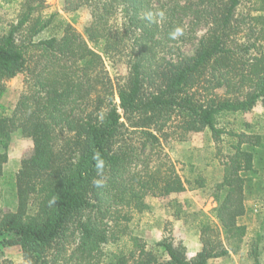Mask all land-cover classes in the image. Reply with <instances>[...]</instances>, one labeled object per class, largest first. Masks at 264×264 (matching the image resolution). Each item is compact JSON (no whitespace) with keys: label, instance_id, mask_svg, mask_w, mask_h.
I'll use <instances>...</instances> for the list:
<instances>
[{"label":"trees","instance_id":"16d2710c","mask_svg":"<svg viewBox=\"0 0 264 264\" xmlns=\"http://www.w3.org/2000/svg\"><path fill=\"white\" fill-rule=\"evenodd\" d=\"M82 7L90 12L83 34L58 18L60 36L34 41L53 14L20 38L29 6L0 36V96L6 80L24 75L11 114H0V142L20 128L33 146L15 174V210L0 215L2 246L19 247L24 264H206L228 254L208 237V221L190 258L166 237L159 255L138 236L125 250L113 229L149 209L147 196L205 186L199 173L180 175L161 140L169 130L182 138L207 129L215 141L231 138L209 212L228 245L245 234L238 219L264 134L218 118L264 108V0L63 1L65 12ZM195 40L192 54L179 51ZM106 60L122 62L125 77L114 83ZM6 159L0 152V175ZM0 264L16 263L0 251Z\"/></svg>","mask_w":264,"mask_h":264},{"label":"rangeland","instance_id":"374dc122","mask_svg":"<svg viewBox=\"0 0 264 264\" xmlns=\"http://www.w3.org/2000/svg\"><path fill=\"white\" fill-rule=\"evenodd\" d=\"M64 0H0V36L6 34L11 23H15L19 15L33 8L31 18L20 31V38H28L35 27L48 18L55 15V19L45 28L33 36V40L60 36L61 32L56 28L58 18L65 19L72 27L83 34L84 26L90 19L89 9L82 7L77 11L65 12ZM203 29L197 31L200 35ZM180 50L184 54H192L196 48V40L192 43L180 44ZM106 66L110 76L116 83V78L121 80L127 71L122 62L111 65L106 60ZM23 73L5 81V89L0 96V114L10 115L14 109L19 95L23 91ZM117 101V96H115ZM218 126L226 129L246 132H258L264 134V108L258 103L254 108L245 113L227 114L220 116ZM251 125L250 129L243 123ZM162 150L174 163L176 170L183 178H190L199 173L205 178V186L197 189H186L168 196H147L146 203L149 209L136 213L132 211L131 218L120 221L117 230L122 232L119 244L124 242L125 250L129 248L128 239L138 236L147 243V247L153 248L159 255L162 248L156 243L164 237L173 243H182L186 247L187 257L190 258L201 248L200 225L208 221L213 229L209 232L210 239H216L229 249L228 254L210 258L206 264H253L254 250L260 264H264V152L256 156L255 166L259 169L257 174L248 175L251 179L245 192V213L239 217L238 222L246 226V232L237 246L227 244L220 225L209 212L215 204V200L209 197L212 186L220 181L223 176V162L231 150V138L222 135L219 141L213 140L206 129L200 132H190L184 137L169 130V134L161 140ZM32 141L22 134L20 128L14 129L6 145L0 142V152H6L7 159L3 163V172L0 175V215L7 211H13L16 207L15 174L20 167L21 159L32 151ZM205 213L207 219L203 218ZM121 231V232H119ZM5 234L0 233V251L3 256L12 259L16 264H24L21 251L17 246H2L1 239ZM233 245V246H232ZM233 248V249H232Z\"/></svg>","mask_w":264,"mask_h":264}]
</instances>
